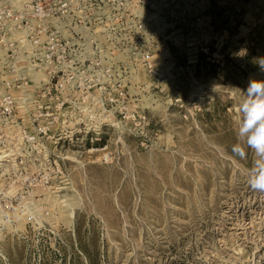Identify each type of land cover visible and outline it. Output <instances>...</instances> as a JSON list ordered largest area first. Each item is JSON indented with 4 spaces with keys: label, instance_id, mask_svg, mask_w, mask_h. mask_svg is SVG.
Wrapping results in <instances>:
<instances>
[{
    "label": "rangeland",
    "instance_id": "rangeland-1",
    "mask_svg": "<svg viewBox=\"0 0 264 264\" xmlns=\"http://www.w3.org/2000/svg\"><path fill=\"white\" fill-rule=\"evenodd\" d=\"M36 1L0 0V264H264L254 155L232 152L264 4L211 5L209 33L176 44L161 0L120 22L40 0L44 22Z\"/></svg>",
    "mask_w": 264,
    "mask_h": 264
},
{
    "label": "built area",
    "instance_id": "built-area-1",
    "mask_svg": "<svg viewBox=\"0 0 264 264\" xmlns=\"http://www.w3.org/2000/svg\"><path fill=\"white\" fill-rule=\"evenodd\" d=\"M92 6L94 7V10H101L102 8H106L109 13V18L111 21H130L134 20V16L132 12L129 11V6L135 1V0H92ZM80 2V1H79ZM162 9L167 12V19L170 21L173 26H177L180 28V39L175 40V43H184L185 37H195L199 34H208L210 30V15L209 11L211 9V5H239V2L241 5H255V4H264V0H161ZM136 4V2H135ZM158 3L154 0H138V7L144 6L146 8H149L151 11H153V8ZM63 8L68 9V3L65 2L63 5ZM32 14L45 21H47L50 18V12L48 6H45L42 1L37 0L34 5L31 6ZM64 14V11L62 12ZM13 17L10 12L6 14V18ZM139 29H142L144 31L146 29V26L141 24L139 22ZM111 33H115L114 29L110 28ZM187 35V36H185ZM51 43L48 42L49 45V51L53 50L55 48V44L52 46ZM62 47V46H61ZM68 47H62V52L64 56L62 57V61H58V64L65 63V54L67 53ZM203 52H208L207 48L201 49ZM56 65V67H57ZM57 72H54L56 74ZM54 74H52L49 77L50 83L52 80L56 79ZM58 84H61L60 80L57 81ZM49 83V82H48ZM1 109L3 110L5 115H10L14 108V98L12 94L8 93L5 96H3L0 104ZM40 133H47L50 132V129L48 128H39L38 130Z\"/></svg>",
    "mask_w": 264,
    "mask_h": 264
},
{
    "label": "clouds",
    "instance_id": "clouds-1",
    "mask_svg": "<svg viewBox=\"0 0 264 264\" xmlns=\"http://www.w3.org/2000/svg\"><path fill=\"white\" fill-rule=\"evenodd\" d=\"M241 92L244 99L238 107V142L232 146V152L240 158H246L248 150L253 153L247 183L252 191L264 194V80H250L247 89Z\"/></svg>",
    "mask_w": 264,
    "mask_h": 264
}]
</instances>
